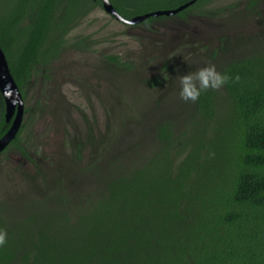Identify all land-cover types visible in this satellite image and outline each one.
I'll return each instance as SVG.
<instances>
[{
	"label": "trees",
	"instance_id": "16d2710c",
	"mask_svg": "<svg viewBox=\"0 0 264 264\" xmlns=\"http://www.w3.org/2000/svg\"><path fill=\"white\" fill-rule=\"evenodd\" d=\"M109 1L130 19L191 0ZM216 1L195 0L174 15L183 21L176 24L185 29L200 17L204 23L226 16L230 4L209 7ZM98 7L101 0H0V46L24 96L36 69L89 46L90 35L72 33ZM108 59L123 65L117 56ZM220 72L229 76L224 86L202 92L182 124L158 123L154 148L142 160L118 166L75 204L58 167L39 161L33 123L24 119L0 156L30 163L12 169L33 185L21 210L0 203L7 233L0 264H264V54L228 62ZM10 125L0 93V139ZM67 134L69 170L78 172L86 146L80 130Z\"/></svg>",
	"mask_w": 264,
	"mask_h": 264
},
{
	"label": "rangeland",
	"instance_id": "374dc122",
	"mask_svg": "<svg viewBox=\"0 0 264 264\" xmlns=\"http://www.w3.org/2000/svg\"><path fill=\"white\" fill-rule=\"evenodd\" d=\"M229 4L230 7L224 11L226 16L218 21L204 18L205 24L199 20L204 25L196 20L190 28L180 29L176 23L183 21L173 14L170 23L174 26L167 30L156 29V33L149 31L148 27L132 28L123 24L112 18L104 8L98 7L72 33L90 35L95 42L91 46L93 48L64 51L52 66L55 68V78L48 83L49 88H45L47 84L44 88H38L39 80L29 83L25 104L35 106V109L33 120L31 116L28 117L29 114H26L25 120L33 123L32 137L35 141H32L43 152L42 156L47 158L45 162L41 156L39 161L49 168L58 167L66 189H70L67 192L70 203H77L80 196L93 191L97 181L108 177L118 166L130 167L131 162L142 160L141 157L154 148L153 133L158 123L168 120L180 125L191 115L192 101L182 100L179 96L178 75L213 65L204 54L206 50L201 49L203 46H198L199 41L212 42L213 46L215 36L222 31L236 29L240 35H244L261 30L262 24L257 23L251 24V29H244V25L253 23L246 21L254 14L248 0H217L209 7H227ZM256 10L264 19V0H258ZM219 15L222 16L223 12ZM240 16L247 18L243 21ZM208 27L213 28V33ZM182 32L185 33L178 35ZM255 35L239 38L238 44H229L226 57L233 54V58L238 59L264 54V31L259 33V41L253 42ZM178 53L183 54L182 60L180 63L175 59L169 60L173 71L168 73L163 84L156 88L149 86L147 81L156 73L155 70L160 69L167 54L173 58L174 55L178 57ZM109 56L129 62L130 67L112 64ZM218 58L225 59L220 55ZM63 80L70 81L64 87V91H68L65 94H61L59 88L53 89L55 82ZM63 97L68 103L81 107L94 124L95 143L81 151L78 172L69 170L73 154L67 130L70 132L78 128L85 145L87 127L85 129L84 122L76 113L73 114L78 124L70 123L63 127V110L60 108V99L65 103ZM42 98V105L47 108L43 107L38 116V105ZM26 141L34 149L30 141ZM12 158L13 161L0 158V203L17 206L21 210L23 200L20 199H24L23 195L32 190L33 183L24 173H16L12 167L23 164L29 169L31 166L17 154L13 153Z\"/></svg>",
	"mask_w": 264,
	"mask_h": 264
},
{
	"label": "flooded vegetation",
	"instance_id": "af4514ba",
	"mask_svg": "<svg viewBox=\"0 0 264 264\" xmlns=\"http://www.w3.org/2000/svg\"><path fill=\"white\" fill-rule=\"evenodd\" d=\"M195 2V1H194ZM257 4H258V0L256 1V3L253 5H250V3H249V0H248V5L253 9V12H254V14H253V17H251V18H248L246 21H250V22H253V23H249V24H246V25H244V29L245 30H248V29H251L252 27H251V24H255V23H257V24H262V28H261V30L258 32V33H254V32H247L246 34H244V35H240V32L238 31V30H236V29H234V30H232V31H226V32H221V33H219L217 36H215L216 38H215V40H214V42L213 43H215L213 46H212V42H209L208 44L210 45H208L207 43H200L201 41H199L198 42V46H203V47H201V49L203 48V49H205L206 51L204 52V54L207 56V58H209V60H210V63L211 64H213V65H215L216 66V69L218 70V71H220L221 70V67H222V65H224V64H227L228 62H232V61H234V60H236V59H234L233 58V54H231L229 57H226L227 56V51H228V47H229V44H232V43H234V42H236L237 44H238V40H239V38H241V37H248V36H250L251 34H256L253 38H252V41L254 42V41H259V38H258V35H259V33L261 32V31H264V24H263V22H264V19H262V18H260L261 16H260V14L258 13V11L256 10V8H257ZM102 7H103V3H102ZM181 11H183V10H181ZM181 11H179V12H181ZM178 13V12H177ZM177 13H175V14H177ZM109 14V13H108ZM145 14V13H144ZM174 14V15H175ZM110 15V14H109ZM142 15V14H141ZM171 15H173V14H171ZM171 15H164V16H166V17H169V18H166L165 20H164V23L162 24L161 22H159V21H151V22H145L146 21V19L145 20H143V21H141V22H138V23H135V24H133V25H130V24H126V25H129V26H131L132 28H137V27H152V28H154V29H162V30H167V29H169L170 27H172V26H174L173 25V23H170V21H171ZM173 15V16H174ZM160 16H162V15H160ZM111 17L113 18L114 16H112L111 15ZM155 17H157V16H155ZM241 17V19L243 20V21H245V19L247 18V16H240ZM115 18V17H114ZM133 18V17H132ZM149 18V17H148ZM147 18V19H148ZM222 18V16L220 17V18H218V19H214V20H220ZM116 19V18H115ZM191 19H193V17H191ZM201 19H203L202 17H200V19L199 20H201ZM207 19V18H206ZM208 19H212V18H208ZM199 20H197V22H198V24H203V23H201ZM119 21V20H118ZM121 22V21H120ZM194 22V21H193ZM192 22V23H193ZM121 23H123V22H121ZM123 24H125V23H123ZM204 25V24H203ZM148 29V28H147ZM213 28L212 27H208V30L211 32V33H213V30H212ZM149 30V29H148ZM183 35V34H182ZM197 38V37H196ZM243 39H245V38H243ZM194 41V40H193ZM93 44H95V42L94 41H92L91 39H90V42H89V46L86 48V49H91V48H93V47H91ZM196 44V43H195ZM85 50V49H84ZM178 54H180L178 57H177V55H174V57L172 58H170V57H168V56H170V55H168L167 54V56L164 58L165 60H164V62L162 63V65H161V67H160V69H158L157 71L155 70V72L156 73H154V75L151 77V79L150 80H148L147 81V84L149 85V86H151V87H153V88H156V87H158V86H161L162 84H163V81L168 77V73L169 72H172L173 71V67H172V65L171 64H169V60L170 59H175L178 63H180L181 62V60H182V57H183V54H181V53H178ZM194 55V54H193ZM218 55H220L221 57H223L224 56V58L225 59H219L218 58ZM176 56V57H175ZM182 56V57H181ZM109 57H111V56H109ZM119 58V57H118ZM241 58H243V57H241ZM238 59H240V58H238ZM119 60V59H118ZM56 60H54V62H55ZM120 61V60H119ZM54 62L50 65L49 64V66L47 67V70H43L42 72H40L39 70H35V72L32 74V78H31V80H30V82L31 81H33V80H39V82H40V84H39V86H38V88H44V85L45 84H47L46 86H45V88H49L48 87V83L49 82H52V80L55 78V76L53 75L54 73H55V71H54V69L55 68H51V66H53L54 65ZM122 63H123V65L122 66H125V67H130V64H129V62H127V61H121ZM125 62H127L126 64H125ZM208 62V61H207ZM209 63V62H208ZM112 64H114V63H112ZM125 64V65H124ZM115 65V64H114ZM165 66V68L163 69V67ZM156 74H159V75H156ZM155 77H157V81H159L158 83H155L154 82V78ZM153 80V81H152ZM30 82H28V86L25 88V92L24 93H29V89H30ZM30 83V84H29ZM68 83H70V81H68V80H63V81H60V82H55V84L53 85V89L54 90H56L57 88H59V91H60V93L61 94H65V93H68V91L67 90H65L64 91V87L68 84ZM69 89V88H68ZM48 90V89H47ZM21 91V90H20ZM1 93V92H0ZM74 93H76V92H74ZM21 94H22V92H21ZM2 95V94H1ZM3 97V96H2ZM22 98H23V100H24V104L26 103V100H27V95L26 96H24L23 94H22ZM64 98V97H63ZM42 101H43V98H42V100L40 101V103H39V105H38V111H40L43 107H44V109H46L47 108V106H43L42 105ZM64 101H65V103L62 101V99H60V108L63 110V112H62V122H61V124L63 125V127L65 126V125H69L70 123L72 124V123H74V124H78V122H77V120H76V118H75V115L73 114V113H76L77 115H79V117H80V119L84 122V124H85V129H86V127H87V134H86V136H87V141H86V143H85V145H86V147H88V146H91L92 144H94L95 143V136L93 135V128H94V124H92L91 123V121H89V119H88V117H87V115H86V113H85V111L81 108V107H79V106H77V105H73V104H70V103H68L66 100H65V98H64ZM34 109H35V106H32V107H28V106H26V104H25V106H24V116H23V120H22V123L24 122V119H25V117H26V114L28 115V117L29 116H31V118H33V113H34ZM14 117H15V114L13 115V117L8 121V122H10V124L12 125V122H13V120H14ZM11 125H10V127H11ZM22 125V124H21ZM88 125V126H87ZM74 129V131H79V129L78 128H73ZM84 145V146H85ZM17 150V149H16ZM3 151V150H2ZM1 151V152H2ZM0 152V153H1ZM0 158H1V156H0ZM15 214V213H14ZM10 215L11 214H8L7 212H6V217L7 218H9V219H12V215H11V217H10ZM12 221V220H11Z\"/></svg>",
	"mask_w": 264,
	"mask_h": 264
},
{
	"label": "water",
	"instance_id": "95a60500",
	"mask_svg": "<svg viewBox=\"0 0 264 264\" xmlns=\"http://www.w3.org/2000/svg\"><path fill=\"white\" fill-rule=\"evenodd\" d=\"M103 3L104 10L110 15L114 16L117 20L133 25L141 22L148 17H155L159 15H171L181 10H184L189 5L193 4L195 0L188 1L183 5H180L174 9L155 10L142 15L134 16L133 18L127 19L121 16L109 0H101ZM0 92L5 102V116L6 120L9 121L15 114L14 120L7 133L0 139V152L11 142L18 132L23 116H24V100L22 98L21 91L10 71L6 55L0 46Z\"/></svg>",
	"mask_w": 264,
	"mask_h": 264
},
{
	"label": "clouds",
	"instance_id": "9594fccd",
	"mask_svg": "<svg viewBox=\"0 0 264 264\" xmlns=\"http://www.w3.org/2000/svg\"><path fill=\"white\" fill-rule=\"evenodd\" d=\"M228 79V74L218 71L215 65L200 67L195 72L189 71L178 75L179 96L182 100L195 102L202 92L209 89L218 90ZM6 241L7 233L0 229V246H3Z\"/></svg>",
	"mask_w": 264,
	"mask_h": 264
}]
</instances>
